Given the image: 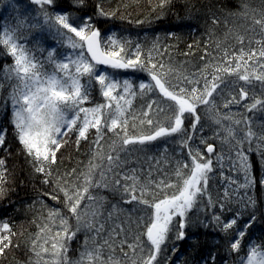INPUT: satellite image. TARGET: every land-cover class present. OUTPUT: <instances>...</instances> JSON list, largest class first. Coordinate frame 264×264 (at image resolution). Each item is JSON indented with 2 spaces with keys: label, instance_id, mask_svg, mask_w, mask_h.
<instances>
[{
  "label": "snow or ice",
  "instance_id": "obj_1",
  "mask_svg": "<svg viewBox=\"0 0 264 264\" xmlns=\"http://www.w3.org/2000/svg\"><path fill=\"white\" fill-rule=\"evenodd\" d=\"M30 2L40 6L42 17V23L37 17V23L30 27L47 30L61 41L67 39L72 51L58 58L53 48L48 50L46 61L37 59L35 50L27 46V37L21 33L27 21H20L14 28L5 27L0 32V46L7 50L6 56L10 55L14 59L12 65L5 67L4 78L17 82L9 97L3 101V106L7 114L10 102L11 124L22 153L29 158L35 172L45 176L43 183L51 184L57 153L68 143L65 137L75 132L76 144L79 146L81 140L88 139L90 130L96 131L93 141L95 148L86 171L77 174L76 169H73L64 176H57L55 180L54 191L63 193V204L71 218L75 219V230L69 223L70 217L64 216L59 208L49 209L43 224L37 225L39 231L32 240L30 251L37 257L35 264H41L42 261L43 264H159L158 257L176 226V218H179L176 239L185 238L188 213L207 194L210 174L213 172V160L206 159L199 148H192L189 144L193 137L186 134L185 120L188 116L195 117L192 124L195 129L200 121L197 115L199 106L214 109L215 97L222 95L228 77L237 76L239 81L245 82V87H241L239 99L233 96L225 107L249 97L246 88L253 78L264 83V40L255 41L261 45L259 51L253 49L246 52L242 46L239 55L235 52L229 55L226 50L221 63L206 64L198 72L178 76L173 82L168 79V72L162 63H153L151 51L147 56L143 54L139 42L119 37L115 32L102 35L96 24L100 18H115L116 11L106 12L102 5H97L95 17L86 13L73 17L71 13L59 9L56 0ZM170 3L171 0H159L158 6L163 9ZM86 4L87 0H73V7L77 11L83 12ZM49 7L57 9L56 12H50ZM216 22L214 19L213 23ZM253 23L260 25L264 31V19H255ZM239 39L243 45V37ZM44 51L40 49L41 54ZM45 62L54 64L53 72L45 71ZM101 66L106 68L102 69ZM118 70H131L133 74L147 73L149 79L141 80L138 84L130 78L121 80ZM94 83L99 85L105 103L85 107ZM148 94L157 98L149 101L146 108L142 106L139 113H133L134 99ZM248 109L264 111V98L254 99ZM137 121L141 129L146 131L132 134L129 129H136ZM105 129L115 137L107 145L106 152L103 144ZM225 131L234 138L231 128ZM174 134L186 136V139L181 140V145L188 149L190 163L176 161L173 174L160 180L152 179V173L149 172L144 182H141L136 169L130 172L123 170L126 159L122 157L131 156L136 151H142L150 142ZM6 135V130H0V146L6 143ZM254 136L249 130L234 146L236 159L232 160V167L244 173V183L237 184L230 177H225L229 187L225 188L224 200L220 203L223 211L231 212L226 207L230 199L229 189L232 184H237L232 193L239 198L241 210L225 221H221L220 216L213 217L218 226L222 224L221 230L225 236L232 233L229 236L230 252L238 253L241 250L243 239L257 220L250 213L247 222L237 227L243 212L256 208L255 199L247 195V189L254 185V178H251V165L245 154L253 150ZM246 142L247 149L244 148ZM256 150L264 157V137L259 138ZM214 151L213 145L208 144L207 153ZM222 160V156L216 157L221 168ZM6 180V162L0 158V198L6 194ZM109 187L113 191L122 189V196L128 197L124 202L135 204L133 213H140L135 220L129 216L127 221L129 227L134 223L139 232L133 243H128L129 236L123 226L110 230L105 228L107 220L102 219L103 198L92 195V190ZM240 189L245 190L244 196H239ZM51 199L57 200L58 195H52ZM209 203H212L211 197ZM111 218L112 213H109L107 219ZM53 228L58 230L53 233ZM140 229L144 230L140 232ZM81 231L85 233L83 251L78 260L70 261L67 259L68 243ZM15 235L7 221L0 223V256L6 255L12 247H19L12 243ZM49 244L50 248L46 246ZM125 245L129 249L127 252L124 251ZM117 247L122 257L116 255ZM175 251L177 249L174 247ZM46 254H50L53 259L44 260ZM28 264H33L31 259ZM235 264H264V246L251 242L246 258L241 257Z\"/></svg>",
  "mask_w": 264,
  "mask_h": 264
},
{
  "label": "trees",
  "instance_id": "obj_2",
  "mask_svg": "<svg viewBox=\"0 0 264 264\" xmlns=\"http://www.w3.org/2000/svg\"><path fill=\"white\" fill-rule=\"evenodd\" d=\"M56 4L59 9L71 13L73 17L85 13L95 17L97 5H102L106 12L116 11L115 18H100V22L96 24L102 35L107 36L115 32L119 37L139 42L143 54L147 56L151 51L153 63H162L165 66L164 70L168 72V79L173 82L178 76L198 72L206 64L221 63L226 50L229 55L233 52L239 55L242 46L246 52H251L253 49L259 51L261 45L255 41L264 40L261 26L253 23L255 19H264V0H171V3L163 9L158 6L159 0H87L83 12L73 7V0H56ZM39 8V5L31 3L30 0H0V32L5 27L14 28L20 21H27L21 33L27 37V46L35 50L37 59L46 61L48 50L53 48L58 58L67 55L72 51L68 47L67 39L61 41L59 38H54L47 30L41 31L37 27H30L37 23V17H40L42 23ZM48 10L55 13L57 9L49 7ZM214 19L216 23H213ZM137 21L143 23L138 24ZM69 35L74 36V34ZM241 37H243V45L240 43ZM41 48L45 49L43 54L40 52ZM6 51L0 46V130L7 132L6 143L0 146V158L5 160L7 168V180L4 184L6 194L0 198V223L4 221L9 223L11 230L16 233L12 243L19 247H12L6 255L0 256V264H28L30 259L35 264L37 257L30 251L32 240L39 231L37 225L43 224L49 209L59 208L64 216L70 217L69 223L75 230V219L71 218V214L64 207L63 193L54 191L55 180L57 176H64L73 169H76L77 174L86 171L95 148L93 141L96 131L90 130L88 139L81 140L79 146L76 144V133H69L65 137L68 143L57 153V162L52 167L53 182L43 183L45 176L35 172L34 166L22 153L21 146L15 138V130L11 124L10 102L7 114L3 106V101L9 97L13 85L17 83L15 80L9 81L4 78L5 67L14 63L13 57L5 55ZM232 66L235 67V64L233 63ZM54 67V64L45 62V71L51 73ZM101 67L106 68V66ZM118 78L134 79L137 84L141 80L149 79L147 73L133 74L131 70H118ZM241 87H245L244 81H239L237 76L228 77L222 95L215 97L216 107L209 110L199 106L197 115L200 116V121L196 128H192L195 117L188 116L185 120L186 134L193 137L189 144L192 148H199L206 159L213 160V172L210 174L207 194L188 213L185 238L176 239L179 232V218H176V226L170 232L158 257L159 264H213V257L214 264H235L241 257L246 258L251 242L264 246V183H261L264 181V157L256 150L259 138L264 137V111L248 109V105L253 103L254 99L264 98V83L253 78L246 88L249 97L240 103H232L225 107L233 96L239 99ZM156 98L151 94L138 96L133 101V113H139L142 106L146 108L147 103ZM102 103H105V99L101 95L99 85L94 83L90 100L85 107ZM237 121L240 123L237 124ZM226 128L233 130L234 138L228 136ZM249 130L255 134L252 142L253 150L245 154L249 157L254 185L247 189V195L255 199L256 208L244 211L237 227H242L247 222L250 213L254 214L257 220L248 230L241 250L237 253L229 251V236L232 233L225 236L221 230L222 224L218 226L213 217L220 216L221 221H225L241 210L239 198L233 195L232 190L237 184L244 183V173L232 167V160L236 159L234 146ZM129 131L138 134L146 129H141L137 121L136 129L130 127ZM114 138L107 129L104 130L105 152L107 145ZM182 139H186V136L174 134L172 137L150 142L142 151H136L126 158L122 157L126 159L123 170L130 172L131 169H136L141 182L146 181L149 172L155 180L171 176L176 161L190 163L188 149L181 145ZM202 140L205 143H201ZM208 144L213 145L214 153H207ZM247 147L246 142L244 148ZM217 156L223 157L221 162L223 168L216 162ZM225 177L237 182L229 189L230 199L226 207L231 212L223 211L220 207V203L224 200L225 188L229 187V181ZM121 193L122 189L113 191L110 187L92 190V195L103 198L102 219L107 220L106 230L123 226L129 236L128 243H133L134 237L139 232L134 223L129 227L127 221L129 216L135 220L140 213H133L132 210L136 205L126 204L124 201L128 197L122 196ZM52 195H58V199L52 200ZM244 195L245 190L240 189L239 196ZM109 213H112L110 220L107 219ZM148 214L150 215V210ZM56 230L58 229L53 228V233ZM84 240L85 233L81 231L68 243V260L76 261L80 258ZM46 246L50 248V244ZM174 247L177 249L175 252H173ZM124 251H129L127 245L124 246ZM116 255L122 257L119 247L116 248ZM52 259L50 254L44 256V260Z\"/></svg>",
  "mask_w": 264,
  "mask_h": 264
},
{
  "label": "water",
  "instance_id": "obj_3",
  "mask_svg": "<svg viewBox=\"0 0 264 264\" xmlns=\"http://www.w3.org/2000/svg\"><path fill=\"white\" fill-rule=\"evenodd\" d=\"M90 59V58H89Z\"/></svg>",
  "mask_w": 264,
  "mask_h": 264
}]
</instances>
